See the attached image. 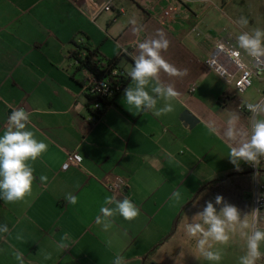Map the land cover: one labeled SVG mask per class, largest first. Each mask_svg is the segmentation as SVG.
<instances>
[{"label": "crops", "instance_id": "obj_1", "mask_svg": "<svg viewBox=\"0 0 264 264\" xmlns=\"http://www.w3.org/2000/svg\"><path fill=\"white\" fill-rule=\"evenodd\" d=\"M204 2L0 0V135L12 109L24 108L30 114L28 130L48 145L36 161H29L35 176L32 195L15 203L0 199V224L10 229L0 240V264H17L11 255L14 249L24 254L25 264H114L117 255L126 264H239L246 253V240L239 232L226 245L213 243L212 250L220 251L222 259L210 262L187 236L185 226L208 201L219 211L217 195L254 223V175L248 162L241 161L237 170L222 135L233 111L250 128L249 113L238 107L264 101V78L254 80L257 97L248 101L239 99L231 86L204 66L225 29L208 4L193 8ZM105 5L108 8L101 10ZM174 5L178 7L174 24L160 25L158 14ZM132 19L142 26L141 32L133 33ZM157 32L170 41L161 53L165 60L188 70L184 77L161 73V79L180 93L172 101L174 110L159 117L151 111L133 114L135 108L124 100L130 79L103 115L93 120L82 76L74 73L70 59L77 41L82 39L106 61L116 59L120 47L130 49L131 58L118 62L128 77L138 44L156 38ZM164 103L158 101L157 107ZM186 110L198 121L192 128L180 120ZM210 120L216 122L220 136L208 132L205 124ZM71 153L81 158L80 167L63 169ZM259 170V182L264 184V164ZM41 175L48 177L46 183L40 181ZM109 178L120 179L125 187L114 197L131 200L139 215L127 221L116 214L105 231L95 220L105 199L113 196L101 184ZM177 191L179 200L173 199ZM68 193L76 196L75 204L64 200ZM175 221L173 236L160 244ZM257 226L264 229V217ZM65 233L71 242L61 251L56 245ZM17 234L23 240H17ZM41 251L51 252L52 259L44 261ZM257 264H264V259Z\"/></svg>", "mask_w": 264, "mask_h": 264}, {"label": "clouds", "instance_id": "obj_2", "mask_svg": "<svg viewBox=\"0 0 264 264\" xmlns=\"http://www.w3.org/2000/svg\"><path fill=\"white\" fill-rule=\"evenodd\" d=\"M133 33L143 30L132 19ZM241 28L248 26L249 21L241 16L237 21ZM237 45L257 65H264V29L256 28L251 32H241L237 37ZM170 41L163 32H157L156 38L148 39L138 44L139 52L133 56L134 66L128 72L132 84L124 90V100L127 105L135 108L139 114L151 111L159 117L174 110L172 101L176 100L180 93L176 91L173 84L165 83L161 79V73L170 77H184L188 74L187 69H178L170 64L162 56L167 51ZM163 100L164 106L158 108V101ZM7 104V101H4ZM250 128L241 124V116L238 112H230L226 121V128L222 138L226 140L229 147V159L239 170L241 161L257 165L264 158V101L247 103ZM30 114L24 108H13L7 119V126L0 135V199L5 203L24 201L32 195L33 182L35 180L34 168L29 161H36L45 151L48 145L35 138L33 131L28 130L30 125ZM208 132L220 136V129L215 121L205 124ZM42 183H46L48 177H39ZM180 192L173 193V199L179 200ZM64 200L75 204L76 196L68 193ZM101 206L100 213L95 222L102 224L103 230L107 231L112 226L111 218L119 214L127 221L134 220L139 215V209L128 198L117 200L114 196L107 197ZM107 205H114L108 207ZM215 205H220L219 211L212 201L206 202L202 211L195 214L192 222L185 226L186 234L194 239L199 253L210 262H219L222 259L220 251H213V243L228 244L233 234L239 235L246 240V253L240 257L239 264H257L264 259L261 244L264 243V229L254 223H250L248 216L241 218L240 210L217 195ZM199 218L198 220L195 218ZM10 234L7 224H0V240ZM17 240H23V236L17 234ZM71 237L65 233L56 247L58 250L69 248ZM110 246L111 241H108ZM11 255L17 264H25L24 254L19 250H13ZM44 261L52 259V253L41 251ZM114 264H126L124 258L117 255Z\"/></svg>", "mask_w": 264, "mask_h": 264}, {"label": "built area", "instance_id": "obj_3", "mask_svg": "<svg viewBox=\"0 0 264 264\" xmlns=\"http://www.w3.org/2000/svg\"><path fill=\"white\" fill-rule=\"evenodd\" d=\"M209 6H213L212 3H207ZM107 5L103 6L101 10H106ZM219 12H223L222 9H218ZM178 14L177 6H169L163 9L157 16V21L163 26H172L176 21ZM193 33L197 37H200V32L196 29H192ZM77 44H84L82 39L77 41ZM131 57L130 49L120 47L117 57ZM72 67L76 65L75 61H72ZM204 66L211 70L217 77H219L226 85L231 86L237 94H243L249 88L252 87L254 80H260L264 77V65H257L252 58L248 57L242 49L238 48L236 35L225 28L221 32L220 36L214 41V44L204 61ZM118 70L112 72L113 76L121 75ZM84 84L81 86L83 92L96 93L101 97L112 98L118 89H113L107 81H98L91 73L83 70L80 73ZM116 90V91H115ZM190 91H194V86L190 88ZM246 104L238 107L239 111L249 113L245 107ZM98 108V105L95 106ZM249 115H251L249 113ZM81 158L77 153L67 154L63 169L69 167H80ZM260 164H264V158H261L260 163L253 165L247 163L249 169L254 175L255 181V195L252 199V212L254 224H258L260 218L264 217V184L259 182ZM101 184L107 191L113 196L122 194V190L125 188L120 179L109 178L106 181H101Z\"/></svg>", "mask_w": 264, "mask_h": 264}, {"label": "trees", "instance_id": "obj_4", "mask_svg": "<svg viewBox=\"0 0 264 264\" xmlns=\"http://www.w3.org/2000/svg\"><path fill=\"white\" fill-rule=\"evenodd\" d=\"M76 50L71 54V61H75L74 73L80 75L83 70L91 73L98 81H107L111 87L118 89L112 98L101 97L99 94L84 92V97L87 101V110L93 120H98L106 109L113 103L117 94L126 86L130 81V77L125 76V74L118 68V62L120 59H130L131 57H117L112 61L103 60L97 52L90 51L87 45L75 44ZM118 70L121 75L113 76L112 72ZM84 84L82 79L81 86ZM98 105V108L95 106ZM180 218V217H178ZM176 228V221L169 234L163 239L160 244L168 241L174 234Z\"/></svg>", "mask_w": 264, "mask_h": 264}, {"label": "rangeland", "instance_id": "obj_5", "mask_svg": "<svg viewBox=\"0 0 264 264\" xmlns=\"http://www.w3.org/2000/svg\"><path fill=\"white\" fill-rule=\"evenodd\" d=\"M213 3L210 12L218 19V22L225 28L232 31L236 37L241 32H251L256 28L264 29V0H208ZM207 1L201 4H193V8H201L207 5ZM222 9V13L217 9ZM244 16L248 19L249 24L241 28L236 21ZM264 78V77H263ZM257 97L256 87L253 86L244 94H238L239 99L251 100ZM261 181L264 179L261 177Z\"/></svg>", "mask_w": 264, "mask_h": 264}, {"label": "water", "instance_id": "obj_6", "mask_svg": "<svg viewBox=\"0 0 264 264\" xmlns=\"http://www.w3.org/2000/svg\"><path fill=\"white\" fill-rule=\"evenodd\" d=\"M180 120L189 128H192L198 122L194 115L187 110L182 113Z\"/></svg>", "mask_w": 264, "mask_h": 264}]
</instances>
